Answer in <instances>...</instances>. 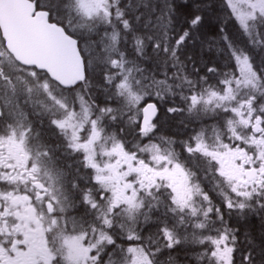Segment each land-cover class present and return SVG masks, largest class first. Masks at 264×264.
<instances>
[{
  "label": "snow or ice",
  "instance_id": "snow-or-ice-1",
  "mask_svg": "<svg viewBox=\"0 0 264 264\" xmlns=\"http://www.w3.org/2000/svg\"><path fill=\"white\" fill-rule=\"evenodd\" d=\"M169 102L185 140L156 135ZM181 244L264 264V0H0V264Z\"/></svg>",
  "mask_w": 264,
  "mask_h": 264
},
{
  "label": "trees",
  "instance_id": "trees-1",
  "mask_svg": "<svg viewBox=\"0 0 264 264\" xmlns=\"http://www.w3.org/2000/svg\"><path fill=\"white\" fill-rule=\"evenodd\" d=\"M228 31L230 34H233L237 38H240V34L238 31V26L235 24V22H230L228 24ZM210 35L212 33H209ZM214 55V54H213ZM209 59V56H205V60ZM203 75V72H201ZM210 82H214V80H210ZM100 100H103L102 94L100 95ZM163 106L169 107L171 106V103H166ZM162 106V107H163ZM165 116V117H164ZM187 114L185 113L184 116H181L179 114H166L164 110H161L159 113V129L160 133L159 135H165L174 138L175 140L177 139L178 136H184V139H187L188 135L191 134V130L193 128H199L201 125L197 122H189L188 119L186 118ZM184 121L183 124H181V121ZM207 123H212V121H206ZM174 136V137H173ZM176 137V138H175ZM128 139H131V137H128ZM147 140H144V143H147ZM177 150L179 149V143L176 145ZM206 184V190L211 188V185ZM210 195H212L213 200L215 203L219 204L220 199L219 197L215 194V192H211ZM225 219H228V216H225ZM232 223L235 226L236 225V218L233 216ZM247 227H250L255 236L257 237V243H259V237H260V221L256 217H250L249 222ZM243 230V229H242ZM203 249L198 246V245H193V244H181V247L179 246L177 250H175L174 255H171L174 258L175 264H197V260L194 256V253L200 252ZM190 252V253H189ZM163 259H166L165 257H162Z\"/></svg>",
  "mask_w": 264,
  "mask_h": 264
},
{
  "label": "flooded vegetation",
  "instance_id": "flooded-vegetation-1",
  "mask_svg": "<svg viewBox=\"0 0 264 264\" xmlns=\"http://www.w3.org/2000/svg\"><path fill=\"white\" fill-rule=\"evenodd\" d=\"M162 106H163V105H162ZM162 106H161V108H160V111H161V110H164V111L166 112L167 107H166V106H163V107H162ZM164 117H165V116H164ZM158 124H159V122H158ZM159 133H160V129H159V131L156 132V135L159 136ZM173 137H174V136H173ZM175 138H176V137H175ZM183 139H184V136H181V135H180V136L177 137L176 140L179 142V141H181V140H183ZM149 230H153V229H146V230H145V235H147V233H148ZM179 246L181 247V245H179ZM179 246H176V248H174L173 250H171V253H170V254H171V255H174L175 250H177V248H178ZM189 253H190V252H189ZM168 255H169V253L166 252L164 257L166 258ZM162 259H163V258H162Z\"/></svg>",
  "mask_w": 264,
  "mask_h": 264
}]
</instances>
